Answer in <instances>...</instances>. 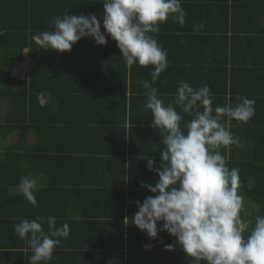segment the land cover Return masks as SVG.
I'll use <instances>...</instances> for the list:
<instances>
[{
    "label": "trees",
    "instance_id": "trees-1",
    "mask_svg": "<svg viewBox=\"0 0 264 264\" xmlns=\"http://www.w3.org/2000/svg\"><path fill=\"white\" fill-rule=\"evenodd\" d=\"M178 1L0 0V100L10 105L0 136L17 137L0 153V264H87L100 246L78 235L124 219L135 236L154 227L162 240L151 242L149 232L142 247L127 242L136 255L124 256L117 240L101 248L114 250V264H157L164 249L168 262L183 254L180 264H264V93L223 79L224 65L222 81L207 79L200 63L205 38L223 48L227 64L230 33L238 69L264 78V0H216L210 19L204 4ZM202 20L207 27H198ZM198 29L211 34L196 36ZM240 40L263 55L242 44L237 52ZM22 62L27 77L14 91L9 74ZM29 131L36 135L30 148ZM86 164L94 167L79 173L87 181H72ZM63 168L65 183L39 184ZM94 171L100 190L88 191L103 204L86 202L82 190ZM168 197L181 199V211L167 215ZM197 200L205 203L200 212ZM197 219L208 225L195 227ZM203 242L216 247L214 261L202 257Z\"/></svg>",
    "mask_w": 264,
    "mask_h": 264
},
{
    "label": "crops",
    "instance_id": "crops-1",
    "mask_svg": "<svg viewBox=\"0 0 264 264\" xmlns=\"http://www.w3.org/2000/svg\"><path fill=\"white\" fill-rule=\"evenodd\" d=\"M178 2H181V4H192V5L193 4H197V3L204 4L205 5L204 7L207 8L209 11L204 10L203 8H201L200 12L202 13V16L204 15L206 17L211 16V9H210L211 8V4H219L218 1L216 2V0H213V1H211V0H179ZM262 5L264 7V4H262ZM261 9H262V7H261ZM258 18L260 20V25L262 27H264V9L261 10V14L258 16ZM209 19H210V17H209ZM202 21H203V25H205V26L199 25L198 27H207L208 21L207 20H202ZM259 29H261V28H259ZM195 34H196V36L198 34V35H202V37H203V36H208L211 33L209 31H207V30L198 29V31ZM86 36H87V39L94 40L95 37H96V32L95 31H90ZM41 37H42L41 33H34L32 35V38H33V40L35 42H41ZM225 37L227 39V47H228L227 48L228 49V53H227V58H226L227 64H224L223 63L224 59L220 58V56H219V51H220V49L223 51V48H221L218 44L215 47L212 48V46L210 45V42H206L207 39H205V38L201 41L202 43L205 42V50L202 47V50H201L202 61L200 63H201L202 66H204L205 68L208 69L207 79L211 78V77H214L215 80L219 78L222 81V74L220 75V70L222 69V67L224 65L225 68H226V73H225V76H224L223 79H228L229 78V82L232 83L235 86H237V85L241 86L242 85V90H244V91L249 89V90H252V91H257L258 93H264V78L259 77V76L253 78L251 75L247 74L244 71L241 72L238 69L239 65H238V63H236L237 61L233 57V49H232V46H231V38H232V36L230 35V33H228V35H225ZM241 44H242V47L244 48V50H247L248 52H250L251 55H256V54L263 55V51L262 50L264 49V45H263V49H260L257 45H253L252 42H250V41L240 40V43H237L236 46H235V50L237 52H241ZM170 55H174V54L171 53ZM171 57L172 56H169L168 58H171ZM256 59H257V57H256ZM212 60L215 63H212ZM230 60L233 61L234 64H231ZM215 69H218V71H216ZM27 70H28L27 62H22L19 65V67L16 66L14 69L11 70V73L9 75L11 77V82H12L11 83V88L14 91H18L19 81H23L25 79V77H27V73H28ZM234 76H236V77H234ZM238 76L248 78L249 79L248 81L250 83L252 82V85L251 86L247 85L245 79H244V83H242L241 81L238 82V78H237ZM208 84L212 85L213 83L207 82L206 78L203 77V82L200 85L208 86ZM208 88H209V86H208ZM217 88H218V86H217ZM227 93L229 94V97L233 96L235 98V93L234 92L230 91V92H227ZM229 97H228V101H229ZM47 99H48V96L47 95H45V96L43 95L41 97V99H40L41 104H43L44 101H47ZM260 100H262V101L259 102L260 109H263L264 108V97L260 98ZM9 108H10V105L8 103H6L4 100H0V125H4L5 124L4 117L7 116V113L9 112V111H7V109H9ZM35 137H36L35 132L34 131H29L28 135L26 136V139L24 140L25 145L28 146L29 148L32 147L34 145V143H35ZM16 139H17L16 135L11 133V132H9L6 137L0 136V153L5 151L6 147L10 146L11 144H14ZM68 161L69 162H64V164H65L64 166L67 165L69 167H72V163H73L72 160H68ZM93 168L94 167H92V166H87V164H86V166H80V167L76 168V170L74 172V175L72 177V181L78 182V183L79 182L85 183L87 181V179H84V177L80 176L79 173L83 172L85 174H89L91 172V169H93ZM95 171H97V170H95ZM95 171L93 172V176L91 178L92 180L87 182V184L85 186H83L82 190H86L83 193L85 195H87L89 197V199H90V200H86V202L98 201L97 203L103 204V199H101V202H99V199L101 197H103V196H100L99 194L93 195L92 191H88V190H100V186L98 185V183H99V181H102L101 180V176L97 175ZM65 172H67V171L65 170V168H63V170H61L60 172L55 171V173L53 172L54 174H52V175L45 176V177H42V178H38V180H40L39 184L45 185L51 179L55 180V181H60L61 184L63 182L65 183V177H64L65 174H63ZM110 182L113 183V180H111L109 178L107 183H110ZM63 188H65V186ZM123 189H124L125 194H126L127 190H128L127 185L126 186L124 185ZM76 193L77 192L73 191V194H76ZM80 195H82V194H80ZM82 202H84V201H82ZM130 203H132V202H130ZM89 205H91V204H89ZM182 208H183V203L182 202L180 203V199L176 200L173 197L166 198V201H165V203H164V205L162 207V209H164L166 211L167 215L171 214L173 212L181 211ZM194 211H199L200 212V208L198 206L194 205ZM127 222H128L127 219H124V222H119L118 221L117 223H115L116 226L114 224L113 228H111V230L108 231L107 227H106L100 233L95 231V233L91 234V233H88L86 231L84 239L82 238V236L78 235L79 239L83 240L86 245H91L92 244V245H95V246L96 245L100 246L99 247L100 249L96 248V249H91L89 251L90 252L89 256L91 258L89 260V263H87V264H91L92 263L91 259L94 262H98L97 264H114L113 260L110 258V255H109L111 252H114V250H111V249L103 250L101 248L107 249V248H111L112 246H115V244H116L115 241L116 240H117V242H123V248L119 249V250L122 251L124 256L127 255V254H132V255H136L137 254V253H135V248H132L128 252V250H127V242H132L133 243L132 245H134V246L141 245V247H142V245H144L147 242V234L149 232H150V237H151L150 240H151V242H153V243L156 242L157 244L159 242H161L162 237L160 238V237L156 236L153 233V230H156V228H154V227L149 228L147 226H144V228H147V229L145 231L142 230L143 232L141 234H138V236H135L136 233H134V229L132 227H129ZM148 222H152V221H148ZM194 223H195V227L197 225H202V222H200V221H196L195 220ZM123 224H127V226L124 227L125 225H123ZM181 226L182 225L180 224V222H178L177 227L181 228ZM117 227L118 228H123V231H121V234H120V231L117 232V230H116ZM118 234H120V235L117 236ZM76 237H74L72 240H76L75 239ZM167 239H170V238L167 237ZM76 243L77 242H75V244ZM204 248L205 247H203V250H204ZM104 252L105 253L107 252L108 255L104 256L103 255ZM139 253H141V252L139 251ZM142 253H145V252H142ZM214 253L216 255V251L215 250H214ZM91 254H92V256H91ZM167 254H169L168 250L164 249L160 253V257H158L156 259L157 264H163L162 260H165V259H166V263L165 264H180L179 260L184 258L183 254H180L175 259V261L168 262L167 261V259H168V257H167L168 255ZM99 257H100V261H98ZM202 257H204L205 259L208 260V256L204 255L203 251H202ZM209 261H214V260H209ZM142 264H149V263L147 261H143ZM154 264H156V263H154Z\"/></svg>",
    "mask_w": 264,
    "mask_h": 264
},
{
    "label": "rangeland",
    "instance_id": "rangeland-1",
    "mask_svg": "<svg viewBox=\"0 0 264 264\" xmlns=\"http://www.w3.org/2000/svg\"><path fill=\"white\" fill-rule=\"evenodd\" d=\"M186 196V195H185ZM185 196H183V198L185 199L186 197ZM203 199V195H202V197L200 198V200H202ZM181 200V199H180ZM198 202H200L199 200H197ZM197 201L195 202V204L194 205H196V203H197ZM205 204V203H204ZM204 204H202L201 202H200V204H199V206H200V209L202 208V206L204 205ZM234 205H236V204H234ZM205 206H207V204L205 205ZM242 211H248V209H250V207L249 206H244V205H242ZM236 209H238L237 207L234 209V210H236ZM199 212V211H198ZM200 217H202L201 215H199ZM197 221H199V219H197ZM202 222H204V225L206 226V225H208V220H203ZM206 243V244H205ZM203 244V246L205 247L204 248V250H203V254L204 255H207L208 256V260H215L217 257H218V254L216 253V255H215V253H214V250L216 249V247H214V249H211L210 248V246L209 245H207L208 243L207 242H203L202 243ZM217 261H218V259H217ZM175 263V262H174Z\"/></svg>",
    "mask_w": 264,
    "mask_h": 264
},
{
    "label": "built area",
    "instance_id": "built-area-1",
    "mask_svg": "<svg viewBox=\"0 0 264 264\" xmlns=\"http://www.w3.org/2000/svg\"><path fill=\"white\" fill-rule=\"evenodd\" d=\"M114 1H116V0H114Z\"/></svg>",
    "mask_w": 264,
    "mask_h": 264
}]
</instances>
